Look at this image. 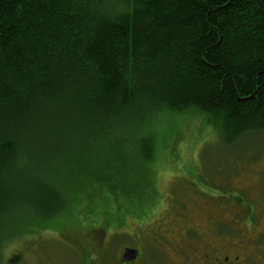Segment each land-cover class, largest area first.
Returning <instances> with one entry per match:
<instances>
[{
  "label": "trees",
  "instance_id": "1",
  "mask_svg": "<svg viewBox=\"0 0 264 264\" xmlns=\"http://www.w3.org/2000/svg\"><path fill=\"white\" fill-rule=\"evenodd\" d=\"M193 114L228 150L264 132V0H0V245L17 215L25 233V219L73 212L80 152L100 185L78 203L102 195L117 216L118 196L137 193L128 168L107 171L129 167L113 148ZM151 131L138 139L142 186Z\"/></svg>",
  "mask_w": 264,
  "mask_h": 264
},
{
  "label": "rangeland",
  "instance_id": "2",
  "mask_svg": "<svg viewBox=\"0 0 264 264\" xmlns=\"http://www.w3.org/2000/svg\"><path fill=\"white\" fill-rule=\"evenodd\" d=\"M150 130L154 133L156 142L147 167L149 174L145 179L146 184L142 186L138 174L142 168L144 170L145 163L138 139ZM127 145H117L112 152L122 157L126 166L131 168L119 165L118 168L111 169L106 166L107 171L112 170L113 173L117 170L120 173L118 175L123 176L122 172L125 173L127 168L130 170L127 174L132 177L137 194L118 196L120 200L126 199L124 205L120 204L124 211L118 212L117 216L111 213L115 212L113 206H117V203L112 206L109 200L113 198L111 197L108 198L109 213L105 214L107 197L103 199L102 195L91 199L88 195L84 197L88 202H100L101 211L96 206L86 207L88 202L85 205L78 203L83 199L79 195L90 194L88 190L92 191L93 187L100 185V172L96 165L99 162L96 157L92 153L80 152L76 156V168L81 180L73 183L75 202L70 204L73 212L68 211L65 218L57 217L46 221L36 216L29 223L25 219L29 230L25 233L16 231L21 216L14 217L13 224L8 222L10 229L0 245V264H86L88 258H91L92 264H96L98 255L93 249H88L89 245H81L96 235L99 239L96 243L99 247L96 249L102 251L106 244V235L99 232V229L103 226L104 216L118 217L107 231V243H110L107 246L114 257L122 245H139L144 237H148L147 231H143L141 227L145 228L144 226L154 223L155 220L159 221L158 217L163 216L161 228L173 227L172 222L176 225L178 220H172L176 196L185 198L184 201L193 215H205L208 214V202L204 197L212 195V200L218 199L224 219L241 218L248 233L251 236L257 234L256 222L260 218L254 215L259 209L255 208L258 206L256 201H264V132L249 134L232 151L225 148L205 114L169 115L138 129L129 138ZM121 150H125L123 154ZM107 185L117 193L106 178V188ZM141 217L146 218L142 223L139 222ZM229 234L231 231H226L225 238L231 241L238 239L237 236H228ZM88 250L93 254H89ZM87 251L88 254L85 253Z\"/></svg>",
  "mask_w": 264,
  "mask_h": 264
},
{
  "label": "flooded vegetation",
  "instance_id": "3",
  "mask_svg": "<svg viewBox=\"0 0 264 264\" xmlns=\"http://www.w3.org/2000/svg\"><path fill=\"white\" fill-rule=\"evenodd\" d=\"M243 193L247 194L245 191ZM205 196L208 214L193 215L185 198L176 196L172 220H178L179 225L172 222L173 227L161 228L163 216H160L157 218L159 221L155 220L145 228L141 227L143 231H147L148 237H144L139 245H122L114 257L107 246L110 245L107 243V231L115 223L107 219L110 217H104L103 226L99 229V232L106 235L102 251L96 249L99 247L96 245L99 241L96 235L81 246L89 245L88 249H93L98 255L96 264H264V201H256L258 206L255 208L259 209L254 215L260 219L256 222L257 234L251 236L242 225L241 218L224 219L218 199L212 200V195ZM145 219L141 217L139 222L142 223ZM226 231H231L228 236H237L238 239L231 241L225 238ZM126 249L132 250L135 256L126 258ZM88 251L85 253L88 254ZM89 254L93 253L89 251ZM86 264H92L91 258L86 260Z\"/></svg>",
  "mask_w": 264,
  "mask_h": 264
},
{
  "label": "water",
  "instance_id": "4",
  "mask_svg": "<svg viewBox=\"0 0 264 264\" xmlns=\"http://www.w3.org/2000/svg\"><path fill=\"white\" fill-rule=\"evenodd\" d=\"M125 255L126 258H133L135 256L134 254H132V250L130 249H126Z\"/></svg>",
  "mask_w": 264,
  "mask_h": 264
}]
</instances>
